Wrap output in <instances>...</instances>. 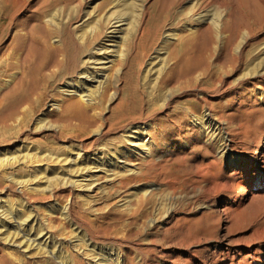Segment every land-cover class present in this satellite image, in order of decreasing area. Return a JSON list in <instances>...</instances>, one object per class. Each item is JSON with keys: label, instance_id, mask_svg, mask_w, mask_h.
I'll use <instances>...</instances> for the list:
<instances>
[{"label": "bare ground", "instance_id": "obj_1", "mask_svg": "<svg viewBox=\"0 0 264 264\" xmlns=\"http://www.w3.org/2000/svg\"><path fill=\"white\" fill-rule=\"evenodd\" d=\"M92 1L91 7L99 0ZM148 1L133 0L129 5L127 9L137 15L132 30L122 37L124 21L109 17L101 20L99 26L82 24L72 28L73 20L82 12L83 0H0V121L6 124L8 119L21 116L18 118L20 132L28 127L31 118L42 114L49 100L53 108L38 120L35 132L47 130L45 121H49L53 123L49 130L54 139L63 143L78 142L62 147L47 140L43 144L47 148L45 153L38 150L34 154L22 153L18 149L15 160L0 158V193L7 194L9 188H13L12 183L9 188L3 186L7 169L23 165L29 170V178L21 184L27 186L35 181L39 186L21 190L19 194L15 192L22 197L20 204L24 206L27 200L29 203L48 200L59 193L58 204L62 209L57 207L54 211L69 215L72 222L82 228L78 233V228L74 229L73 236L79 242L88 238L92 244L123 246L118 253L104 248L96 253L92 245L84 256L78 257L79 264H86L88 258L94 261L97 255L99 264H160L152 257L148 259V246L133 242L144 236L151 237L152 244L159 237L165 240L189 220L188 212L177 214L182 199L171 198L165 192L171 184L162 178L168 151L183 145L190 150L199 144L217 148L213 140L216 131L229 132V123L222 127L215 119L216 110L209 99L212 96L203 83H214L213 93H218V99L232 89L227 80L228 67L233 71L238 62L245 64L243 36L249 35L250 30L243 32L241 26L232 23L233 5L227 0H204L200 5L198 0H171L169 4L160 0L158 14L152 18L156 26L146 29L151 20V11L146 7ZM178 6L181 7L176 11L178 25L167 30L163 37L161 27L169 12ZM157 22H161L160 27ZM106 25L112 29L108 36ZM8 26L12 33L5 44L1 35ZM69 32L78 48L75 55L70 53V43L65 37ZM102 36L107 37L106 42L101 41ZM117 39L122 40L119 48L109 50L110 46L116 47ZM85 52L87 55L83 58ZM148 59L150 63L144 70ZM68 78L70 80L66 81ZM252 83L249 80L246 86L249 88ZM199 88L204 89L201 96L197 94ZM183 96L188 97L191 104L186 105V117L180 123V115L173 111ZM169 124L174 126L166 134L163 125ZM261 149L255 154L257 157ZM181 159L175 158L177 162ZM40 162H47L48 169H38L36 165ZM203 164L197 163L193 169L203 181L197 179L194 184L205 195L211 191L215 180L209 171L202 169ZM217 164L224 165V160L220 159ZM106 165L112 173L105 179L109 185L105 184L103 191L96 193L100 180L107 177L101 172ZM132 166L135 169L130 170ZM231 167L233 175L214 187L224 193L239 189L234 200L230 197L221 202L222 212L234 217L233 213L240 214L247 195L264 190V154L259 160L236 156ZM204 172L206 175L202 174ZM240 175L239 184H233L234 177ZM86 178L92 181L84 182ZM43 181L48 184L46 188H40ZM154 181L161 188L147 189L146 185ZM77 186L93 188L90 191L96 194L87 191L82 196H74L72 192ZM129 186L135 188L134 192L120 197ZM177 189H171V195H176ZM66 197L72 201L68 208L64 207ZM89 202L99 207L89 208ZM170 205L174 206L171 211L168 210ZM32 217L31 222L35 219ZM260 218L251 228H228L226 244L220 240L213 246L194 249L203 242L195 236L194 242L181 248L176 245L178 249L172 252L175 258L170 264H264V215Z\"/></svg>", "mask_w": 264, "mask_h": 264}, {"label": "rangeland", "instance_id": "obj_2", "mask_svg": "<svg viewBox=\"0 0 264 264\" xmlns=\"http://www.w3.org/2000/svg\"><path fill=\"white\" fill-rule=\"evenodd\" d=\"M162 1H168L169 4L171 0ZM91 2L93 1L83 0L82 12H80L79 16H76L75 20H73L74 23L73 26L71 25L72 28H74L75 26H81L82 24L87 25V27L99 26L101 20H106L109 17L110 19L113 18L114 21H124L125 26L122 27L123 31L121 32L122 34L120 33V36L126 37L132 30L137 13L133 12L132 10H128L127 8H129V5L133 3V0H99L98 3L92 5V7L91 5H89ZM158 2H160V0H149L148 2H146V7H148L151 11V20H149V22L147 23L146 29H150L155 25L152 21V18L155 19L154 16L158 14ZM202 2H204V0H198L199 5ZM227 2L230 6L233 5L232 23H237V25L241 26V29L243 28V32H246V29L250 30L249 35L244 34L243 36L244 39L242 43V49L244 52L245 64L238 62V64H236V69L233 71H231V67H228V69L230 70V74L227 80L228 82H231L233 87L221 99H218V93H213V87L215 86L214 83L204 82L203 86L204 88L208 87L207 90H209V94H211L212 96L209 97V99L211 100V102H213L216 110L217 115H215V119L218 120V124H221L222 127H225L226 124L229 123V132L224 133V131H216L215 135L213 136V140L219 146L217 148H209L207 144H199L190 148V150L187 145H183L182 147H175L174 149L168 151L169 157L167 159V163L165 164L162 178L167 179L169 182H171V184L167 186V189H165L166 187L162 188L165 189V192L169 195V197L172 196L171 198L182 199L181 210L177 211V214L180 211L188 212L187 217L189 220L184 222V226L183 223L180 224L179 228L172 234H169V236L165 240H161L160 237L157 238V241L155 240V242L153 243L154 245L152 244V238L149 236H144V238H141L140 241L133 242L134 244L139 243L140 245L143 244L145 246H148V249L150 250V252L147 253V256L149 257L148 259L151 260L150 257H152V259H154L155 261L158 260L157 262H159L160 264H170V262H173L175 257L173 256L172 252H175L178 247L181 248L185 244L194 242L195 236H199V238L202 239L203 242L200 245L194 246V249H200L206 245L213 246L220 240H223L224 244H226V234L228 228L230 229L232 226H236V228L238 229H241L242 227L251 228L257 221H259V219H261L260 217H262V214L264 215L263 189H258L254 191V193L247 195L242 202L243 206L245 203L246 206H242L240 214L237 215L233 213V215L235 216L229 217L222 212L223 208L221 202L228 200V198L230 197L234 200L239 195V189H236V192L234 191L228 193L225 191L224 193V190L216 188L219 187L220 182H223L225 179H227V176L229 177L233 175L231 171L233 169L231 167L233 158L240 155H246L247 158L253 157L254 160H259L264 154V0H227ZM104 4H106V6H103ZM180 8L181 7L178 6L177 8H174L169 12V20L167 19L166 23H164L163 27H161V35L163 37L166 34L167 30L175 28L178 25L176 19V11ZM189 21L190 20H185V22ZM160 23L161 22L157 24L158 27H160ZM111 31L112 29H109V26L106 25V36L110 35ZM11 33V26H8L1 35L2 43L7 44L9 42ZM65 37L68 38V41L70 43V53L72 55H75V53L78 51V48L74 44L71 33L69 32ZM102 38V42L107 41V37L102 36ZM119 42H122V40L117 39V43H115L116 47L110 46L109 50H117L119 48H117V46H120ZM3 47L4 44L1 49ZM86 55L87 53L85 52L82 57L86 58ZM149 63L150 60L148 59L147 64L144 66V70L147 69ZM255 76L258 77L254 78ZM225 79L226 78H224V80ZM248 79L250 80V82H253L251 85H249V88L246 86V83L249 81ZM69 80L70 79L68 78L66 81ZM216 86L217 88H219V83H217ZM202 91H204V89L202 90V88H199L197 90V94L201 96V94L203 93ZM185 97L186 96H183L181 99H179L180 101L173 111V113H177L180 115L178 118V122L181 121L180 123H183V120L186 117V105L191 104L190 101L187 100L188 97ZM52 104L53 102L48 100L42 108V114H36L33 118H31L28 122V127L26 129H22L20 132L18 118H20L21 116H18L16 119H8L6 124H3L0 121L1 159H9L10 161L15 160V158H17L16 153L18 152V149L22 151V153H26L27 151L34 154L37 150L38 152L41 151L45 153L47 148L43 146V144L47 140L48 142H52V144L54 142L55 144H59L62 147L68 146L70 144H78L76 140H70L67 143H63L57 139H54V137L52 136V132H50L51 130H49L52 128L51 126L53 123L49 121H45L48 124V129H45L46 131L44 130L42 132H35V127L37 126L38 120L43 119V115L45 114V112L48 113V111L53 108ZM15 121H17L18 123ZM173 126L174 125L172 124L163 125L165 133L169 134ZM190 136H193V134H191ZM6 137H8V139H5ZM223 138L225 139L224 142L222 141ZM47 145H51V143ZM260 147H262V149L260 150L257 157V155L255 154L258 152ZM177 157L178 159H182L177 162L175 160V158ZM220 159L224 160V165L219 164V166L217 164V161H220ZM211 161H215L216 166L209 164L211 163ZM43 163H37L36 167L40 170L48 169L49 165L46 164L47 162ZM197 163H205L202 165V169L207 170V172L209 171L212 174L211 177L213 181L215 180L213 185H217L216 187L213 186L210 192H206L207 195H204L205 192L201 189L199 190L198 185L196 186V184H194L195 180L201 178L196 172H194L193 169V166H195ZM208 164L211 165V167H208ZM204 165H206L208 168L206 166L205 168ZM120 166L122 167L123 164L120 163ZM133 169H135L133 166L130 167V170ZM7 170L8 174L5 175L4 180H2L4 184L3 186L9 188V185L12 183L13 188H9L10 191L8 190L7 194L3 195L0 193V264H79L80 261L78 260V257L84 256L85 253H87V251L92 248V245L95 247L94 250L97 251L96 253H99L100 249L103 248L105 250L109 251L110 249L113 250L114 253H118L120 248L123 247H120V245L118 246V244L113 245L110 243H98V245L92 244L91 240L88 238H85V241L82 243L79 242L77 238L73 236V234H75L74 229L78 228V233L79 231H82V228L74 224L69 215H61L59 214V212L55 213L54 211L57 207L59 209H62V207H60L58 204V200L60 198L59 193H56L48 200H38V202L36 201L31 203H29L27 200L24 202L23 206L22 204H20V202L22 201V197L16 196L15 192L16 194H19L18 192L21 190H32L34 188H37L35 186L39 185L35 181L29 182L27 186L26 183L25 186L21 184L22 180H24L25 178H29V175H27V173H29V170L26 169V167H24L23 165L19 167H11ZM103 170L104 171H101L103 172L102 174L105 176L107 175V177L105 178L103 176L104 180H100L101 184L96 189V193L102 192L105 184L109 185L107 184V180L110 174H112L111 172H108L110 170L109 165H106ZM202 174L206 175V172ZM239 177L242 176L240 175L237 178L234 177V179L232 180L233 184H239V182L241 181ZM44 181L40 188H46L48 186V184ZM91 181L92 179L86 178L84 182ZM201 182L203 181L201 180ZM158 185L159 184L157 183V181H154L147 184L146 188L150 190L152 188H161L160 185ZM171 189L178 190L176 192V195H171L173 194ZM75 190L76 191L73 190L72 192L74 193V196H82L83 194L88 192H90L92 195L96 194L90 191L93 190V188L88 187L77 186L75 187ZM134 190L135 188L133 186H129L127 191H123L122 193H120V197H127V195L134 192ZM195 197L197 199H195ZM254 197L256 198V200L252 199ZM71 202V198L66 197L64 200V207L68 208L71 205ZM11 205H13V207ZM88 207L95 209L99 207V205L97 203L89 202ZM173 207L174 206L172 205H170V208L168 206V210L171 211ZM28 209L30 211H28ZM3 210L6 212H2ZM166 214H164V217L166 216ZM32 216L35 217V221L33 220V222H31V219L33 218ZM50 219L51 221H48ZM28 220L29 222H26ZM248 223L250 224L249 226L246 225ZM187 233H189V235L191 236H194L191 237ZM44 234L46 235L43 237ZM196 240H198V238ZM156 250L158 251L156 252ZM150 253L152 255H150ZM162 255L164 256L163 259H161ZM105 257L107 258L106 255H103V258ZM89 259L90 258L86 260V264H99V262L97 261H100V256H94V261L93 259Z\"/></svg>", "mask_w": 264, "mask_h": 264}]
</instances>
